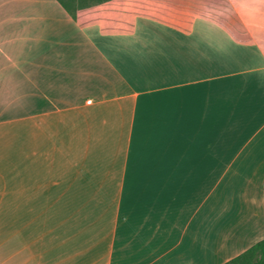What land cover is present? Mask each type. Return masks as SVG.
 <instances>
[{
  "label": "crops",
  "instance_id": "0c3cea01",
  "mask_svg": "<svg viewBox=\"0 0 264 264\" xmlns=\"http://www.w3.org/2000/svg\"><path fill=\"white\" fill-rule=\"evenodd\" d=\"M263 181L264 0H0V264H225Z\"/></svg>",
  "mask_w": 264,
  "mask_h": 264
},
{
  "label": "trees",
  "instance_id": "16d2710c",
  "mask_svg": "<svg viewBox=\"0 0 264 264\" xmlns=\"http://www.w3.org/2000/svg\"><path fill=\"white\" fill-rule=\"evenodd\" d=\"M73 17L75 10L79 7H86L98 3H102L107 0H57ZM263 193H264V181H263ZM225 264H264V239L255 243L245 252L239 256L233 258Z\"/></svg>",
  "mask_w": 264,
  "mask_h": 264
},
{
  "label": "rangeland",
  "instance_id": "374dc122",
  "mask_svg": "<svg viewBox=\"0 0 264 264\" xmlns=\"http://www.w3.org/2000/svg\"><path fill=\"white\" fill-rule=\"evenodd\" d=\"M63 1H67V0H63ZM79 0L75 1V4L78 2Z\"/></svg>",
  "mask_w": 264,
  "mask_h": 264
}]
</instances>
